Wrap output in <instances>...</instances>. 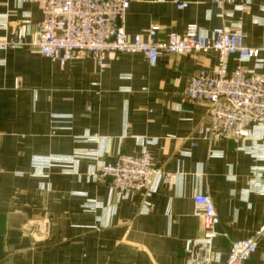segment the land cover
I'll return each instance as SVG.
<instances>
[{"label": "crops", "instance_id": "crops-1", "mask_svg": "<svg viewBox=\"0 0 264 264\" xmlns=\"http://www.w3.org/2000/svg\"><path fill=\"white\" fill-rule=\"evenodd\" d=\"M180 1L188 5L178 9L172 0H130L125 32L134 35L157 24L156 39L163 40L169 33L182 34L189 23L209 34L239 19L245 43L264 54V0H229L223 18L216 16L213 0ZM242 3L247 7L236 11ZM255 17L262 22H253ZM40 19L33 2L0 0V41L21 22L31 39ZM28 49L0 50V264H186L183 242L203 233L192 211L196 192L209 196L220 218L216 230L227 234L212 245L221 259L230 241L264 225V148L250 140L202 138L197 127L205 122L207 105L183 94L192 74L215 67V52L161 53L154 65L139 52L108 55V67L100 70L89 56L60 68ZM45 60L58 71L49 82L68 96L63 106L52 99L44 108ZM236 65L264 73V65L255 68L253 60L231 57L230 68ZM34 69L41 73L32 79ZM29 83L38 90L36 113H45L46 126L43 121L28 126ZM13 107L24 115L21 126H12L22 122ZM49 108L72 114L70 135H47ZM15 132L24 137H11ZM81 132L91 138H72ZM143 149L150 151L159 178L148 193L131 192L117 202L109 197L107 180L89 178L93 160L40 168L31 162L42 154L95 150L110 159ZM88 204L94 213L82 209ZM44 219L48 230L40 236ZM247 264H264V235Z\"/></svg>", "mask_w": 264, "mask_h": 264}, {"label": "built area", "instance_id": "built-area-1", "mask_svg": "<svg viewBox=\"0 0 264 264\" xmlns=\"http://www.w3.org/2000/svg\"><path fill=\"white\" fill-rule=\"evenodd\" d=\"M228 1L213 0L216 16L223 18L228 14L225 10ZM24 2L37 4L41 12L32 38L26 39L27 24L21 22L15 36L16 39L20 37L19 43L15 44L11 39L2 40L0 50L35 48L41 56L56 62L60 68L70 60L85 56H89L103 70L108 67V55L139 52L147 63L154 65L161 53L187 55L215 52V67L197 70L183 90L186 98L207 105L205 122L197 127L198 135L208 140L233 139L241 144L250 140L256 145L254 147L261 145L264 148V73L244 69L240 65L229 66L233 57L239 61L253 60L255 68H261L264 54L259 56L255 48L245 43V34L238 22L216 26L209 34L197 24L190 23L182 34L169 33L163 40H158L157 24H150L143 32L134 35L125 32L123 18L130 0H18L19 5ZM172 2L178 9L188 5L180 0ZM66 116L71 117L70 114ZM32 159L38 168L52 161L93 160L89 178L107 180L109 197L116 202L131 192L148 193L159 178L151 153L146 149L138 153L121 152L110 159L95 150L33 156ZM192 202L193 214L201 219L203 233L183 242L186 264H247L256 250L257 238L264 235V225L247 237L230 241L225 259H221L218 254L212 253L213 241L219 236H227L225 232L216 230L220 223L219 215L204 193H194ZM82 209L95 212L94 205H83Z\"/></svg>", "mask_w": 264, "mask_h": 264}, {"label": "rangeland", "instance_id": "rangeland-1", "mask_svg": "<svg viewBox=\"0 0 264 264\" xmlns=\"http://www.w3.org/2000/svg\"><path fill=\"white\" fill-rule=\"evenodd\" d=\"M245 7H247V4H236L235 5V10H244ZM261 11L263 12V19H264V7L261 8ZM218 17V16H217ZM220 18V17H219ZM253 22L255 23H261L262 22V19L259 20L260 18L259 17H255L253 18ZM239 19L236 20V22L238 21ZM21 24V23H19ZM17 25L20 26V25ZM190 24V23H189ZM16 27V28H17ZM16 28L13 32V35L9 38L11 39V42H18L21 40L20 37H17V39L15 38L16 36ZM23 38V37H21ZM9 39H5V40H9ZM24 48V47H23ZM27 49L30 48V47H26ZM10 49H18V48H10ZM28 50H31L33 51L34 53H39L35 48H30ZM40 54V53H39ZM41 55V54H40ZM121 55V54H119ZM118 55V56H119ZM113 56V55H112ZM97 66V65H96ZM58 73V71L56 70L55 68V65L49 63L48 61L45 60V63H44V67H43V71H42V74H43V79L45 81L44 83V91H43V96H44V108L47 107L46 103L48 102V100H52L53 99V105L54 106H58L57 105V99H59V101L61 102V106H63V103L64 102L63 99L64 97H68L66 96L65 94H63L62 92L64 91L62 88H59L58 89H55L53 88V86H55V83H51L49 82L51 76L55 73ZM30 68H29V74H30ZM40 71L39 69L38 70H35L33 71L32 73V79L38 75L40 76ZM31 85L30 87V91L29 94H31V98L30 100L28 101V112H27V121L29 122V125L28 126H39V124L43 121L44 122V126H46V116H45V113L44 112H41L39 110V114L36 113V100H35V94L36 92V85L35 84H32V83H29ZM98 86V85H97ZM95 93L98 95L99 94V89H96L95 90ZM56 102V104H55ZM16 111H17V114L14 116L17 120L19 118H21V121L22 122H17V123H12V126H21V124H23V121H24V115L23 113L20 115L19 114V111H20V108L19 107H13ZM50 112L48 113L47 115V126H48V130H47V135L52 137V136H55V134L57 133H60V132H69V135L71 134V121H72V114L71 113H68V112H54L52 108H49ZM41 113H43V117H41ZM67 114H70L71 117L69 116H66ZM16 133H22L21 135L19 134H16ZM11 137H15V138H23L24 137V132H15V133H12L10 134ZM72 138H74L75 140H78V141H83V140H86L88 139V137L86 135H83V132L81 133H76V134H72L71 135ZM10 137V136H8ZM91 138V136H89ZM28 138H32V137H28ZM47 138V137H45ZM43 143L45 144L46 141H43ZM87 151H91V150H87ZM75 152H78V151H75ZM47 155H52V154H47ZM47 155H35V156H47ZM53 155H56L53 153ZM58 155H64V154H58ZM33 157V156H32ZM32 159V158H31ZM31 162L33 163V159L31 160ZM55 164V163H58V164H72L73 162H57V161H52L50 162V164ZM49 165V164H48ZM47 166V165H45ZM48 224H49V220L48 219H44V220H41V224H40V236L43 235V234H46L47 230H48Z\"/></svg>", "mask_w": 264, "mask_h": 264}]
</instances>
